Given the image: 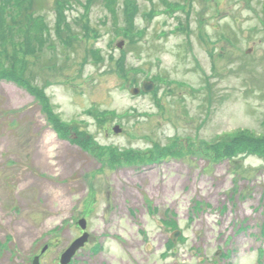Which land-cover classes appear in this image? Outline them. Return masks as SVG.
I'll return each mask as SVG.
<instances>
[{
  "label": "rangeland",
  "instance_id": "374dc122",
  "mask_svg": "<svg viewBox=\"0 0 264 264\" xmlns=\"http://www.w3.org/2000/svg\"><path fill=\"white\" fill-rule=\"evenodd\" d=\"M41 1L51 46L21 60L37 97L0 77V264H62L83 220L70 264H264V143L221 156L239 129L264 134V0H70V49Z\"/></svg>",
  "mask_w": 264,
  "mask_h": 264
},
{
  "label": "trees",
  "instance_id": "16d2710c",
  "mask_svg": "<svg viewBox=\"0 0 264 264\" xmlns=\"http://www.w3.org/2000/svg\"><path fill=\"white\" fill-rule=\"evenodd\" d=\"M69 1L70 0H57L54 5V9L56 10V20H57L55 27V31L57 33V40H61V42L67 43L70 49L71 47H74L76 44L75 39L72 38L79 37V34L72 33L73 31L71 27L70 26L68 28L64 27L60 20L64 5ZM107 1H108V7H111L113 6V3L115 5V3H117L118 0H107ZM132 2L133 1H125L122 11L126 28H128L129 30L130 28H132V23L135 18L134 15L137 11V6H133L131 4ZM40 5L41 6L43 5V2L41 0H1L0 3V61L2 62L0 65H2L5 68V70H7L6 72H1L0 77L4 78L2 80L8 79L20 87H24L26 89H28L29 87V90L36 97L38 94L36 93L33 85L31 84L32 85L31 86L27 84L24 80L25 78L24 72L28 67L34 69L35 67L39 68L40 65H34V64L32 65V62L30 60L28 64L23 65L21 60L23 57H26L25 59H27L30 56L34 58H38V56L41 55V53H45L46 51L45 49L47 47L49 48L51 46L50 44L49 46L47 44H43L44 38H48L51 35V32H50V27H47L49 22L46 21V17L37 14V12L41 11ZM20 6H21L20 9L21 14L17 16V12H18L17 10ZM83 6L89 9L88 5H83ZM178 7L179 6H177L176 8ZM117 9L118 8L115 7L112 10L113 17L116 19V21L118 19L117 18L118 12H116ZM27 24L28 27L26 28V31L28 30L29 33L24 31L25 38L21 42L22 46L26 48V50H24L23 47H19L20 44H18V42L20 43V39L18 37L20 33L18 32V30L26 27ZM89 25L90 22L85 21L84 26L90 27ZM31 26L38 27L39 30L37 31L38 33L35 32L37 33L36 35L30 38V35L32 34L30 32ZM88 27H86L85 29L89 30V32H92V30L89 29ZM41 29L42 31H40ZM128 29L126 31L127 34L129 33ZM86 30L84 34H86ZM57 66L58 64L53 63V64H49L44 68H48V69L51 68L55 70ZM20 68H24V70L20 71ZM237 134L238 136L240 135L241 136L237 138H232V140L229 143L224 145V150L221 156H226L225 160L228 159L230 156H233L235 158L237 157V155L243 152L257 153L261 148V144L264 143V135L254 134L253 136L250 137V133L246 131H239ZM87 142H89V140L85 142L84 144L85 147ZM240 143H247L249 145H243ZM245 147L247 148V150L244 149ZM131 152L134 151L128 152V155H130ZM262 232L264 233V224L262 226ZM172 245L174 247V244L170 243V246Z\"/></svg>",
  "mask_w": 264,
  "mask_h": 264
},
{
  "label": "bare ground",
  "instance_id": "6f19581e",
  "mask_svg": "<svg viewBox=\"0 0 264 264\" xmlns=\"http://www.w3.org/2000/svg\"><path fill=\"white\" fill-rule=\"evenodd\" d=\"M54 144H56V143L53 142V144L48 145V148L53 146ZM68 151H69V149L65 145L64 146L61 145L58 147V156L60 158L58 161V165H60L61 167L63 165H65V160H66L65 158H66V156L68 158V153H69ZM49 154H50V152L45 148V145H44L42 147V151L38 155L37 159L39 160V162L41 161V164H44L46 166V168H53L52 165L48 163ZM52 197L54 198V200L55 199H62V196H60V193H58V192L53 194Z\"/></svg>",
  "mask_w": 264,
  "mask_h": 264
},
{
  "label": "water",
  "instance_id": "95a60500",
  "mask_svg": "<svg viewBox=\"0 0 264 264\" xmlns=\"http://www.w3.org/2000/svg\"><path fill=\"white\" fill-rule=\"evenodd\" d=\"M151 89H153V84L151 83H146L144 86H143V90L145 92H149ZM140 92V89H133L132 90V93L133 94H138ZM84 223L85 222H82V227L84 228ZM178 237V234H175L174 236V240H176ZM87 240V236L84 235L83 237L79 238V240L77 242H75L69 249H68V252L66 254H64L63 256V264H68L69 263V260L70 258L77 252V250L84 245V243L86 242ZM34 264H40L38 263V261L36 260V262Z\"/></svg>",
  "mask_w": 264,
  "mask_h": 264
}]
</instances>
